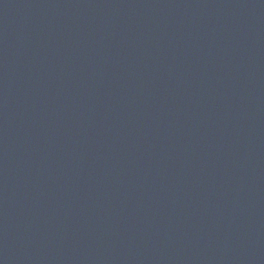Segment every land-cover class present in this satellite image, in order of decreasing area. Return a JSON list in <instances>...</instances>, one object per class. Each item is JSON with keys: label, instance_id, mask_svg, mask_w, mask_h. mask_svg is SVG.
<instances>
[{"label": "water", "instance_id": "obj_1", "mask_svg": "<svg viewBox=\"0 0 264 264\" xmlns=\"http://www.w3.org/2000/svg\"><path fill=\"white\" fill-rule=\"evenodd\" d=\"M0 264H264V0H0Z\"/></svg>", "mask_w": 264, "mask_h": 264}]
</instances>
